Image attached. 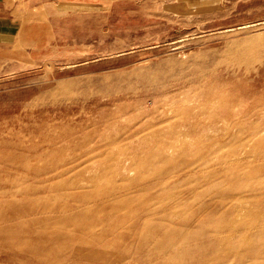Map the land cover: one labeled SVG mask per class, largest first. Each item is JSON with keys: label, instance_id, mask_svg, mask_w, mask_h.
<instances>
[{"label": "rangeland", "instance_id": "374dc122", "mask_svg": "<svg viewBox=\"0 0 264 264\" xmlns=\"http://www.w3.org/2000/svg\"><path fill=\"white\" fill-rule=\"evenodd\" d=\"M61 9L0 67V264H264V0Z\"/></svg>", "mask_w": 264, "mask_h": 264}, {"label": "crops", "instance_id": "0c3cea01", "mask_svg": "<svg viewBox=\"0 0 264 264\" xmlns=\"http://www.w3.org/2000/svg\"><path fill=\"white\" fill-rule=\"evenodd\" d=\"M68 1L0 0V67L5 66L6 57L29 49L23 47L24 42L34 43L38 34H47V29L42 30L46 27L44 20L51 18L54 11L62 12V5Z\"/></svg>", "mask_w": 264, "mask_h": 264}, {"label": "bare ground", "instance_id": "6f19581e", "mask_svg": "<svg viewBox=\"0 0 264 264\" xmlns=\"http://www.w3.org/2000/svg\"><path fill=\"white\" fill-rule=\"evenodd\" d=\"M243 210V209H242ZM245 211V210H244ZM241 214H243V211L241 212ZM240 218V217H239ZM246 223H248V222H246ZM66 235V234H65ZM254 235V234H253ZM255 237V236H254ZM240 238V237H239ZM247 238V237H246ZM250 238V237H249ZM238 239V238H237ZM252 240V239H251ZM227 241V240H226ZM241 241V240H240ZM239 241V242H240ZM164 243V241L162 242V244ZM245 243V242H244ZM248 243H250V242H248ZM247 244V243H246ZM157 246V245H156ZM157 247H159V246H157ZM249 248V247H248ZM156 249V248H155ZM249 249H251V248H249ZM156 251H157V249H156ZM158 252V251H157ZM243 253H244V251H243ZM242 254V253H241Z\"/></svg>", "mask_w": 264, "mask_h": 264}]
</instances>
